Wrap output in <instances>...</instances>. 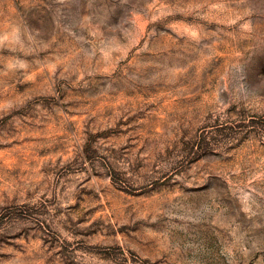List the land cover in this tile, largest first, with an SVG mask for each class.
<instances>
[{
  "label": "rangeland",
  "instance_id": "1",
  "mask_svg": "<svg viewBox=\"0 0 264 264\" xmlns=\"http://www.w3.org/2000/svg\"><path fill=\"white\" fill-rule=\"evenodd\" d=\"M0 264H264V0H0Z\"/></svg>",
  "mask_w": 264,
  "mask_h": 264
}]
</instances>
